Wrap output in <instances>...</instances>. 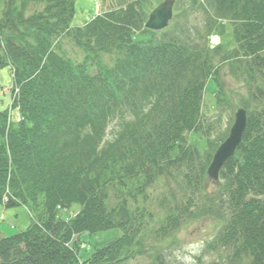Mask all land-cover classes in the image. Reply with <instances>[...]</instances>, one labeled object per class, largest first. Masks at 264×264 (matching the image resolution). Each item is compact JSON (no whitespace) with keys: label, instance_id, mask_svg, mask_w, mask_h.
Returning <instances> with one entry per match:
<instances>
[{"label":"trees","instance_id":"obj_1","mask_svg":"<svg viewBox=\"0 0 264 264\" xmlns=\"http://www.w3.org/2000/svg\"><path fill=\"white\" fill-rule=\"evenodd\" d=\"M76 1L4 0L0 69L13 70V102L0 111V204L24 205L34 221L0 240V264H127L144 230L129 199L162 179L178 186L165 227L218 219V245L264 264V97L239 108L247 128L215 198L205 197L204 182L228 133L207 140L205 153L185 138L205 135L204 92L210 81L221 90L216 61H234L252 82L264 76V0H181L206 16L204 33L186 26L161 38L145 28L142 0L73 28ZM221 22L231 24L237 45L223 57L222 45L210 47ZM139 33L152 39L136 41ZM64 38L82 62L66 56ZM75 205L73 217H59ZM111 230L122 236L83 260L82 236Z\"/></svg>","mask_w":264,"mask_h":264},{"label":"rangeland","instance_id":"obj_2","mask_svg":"<svg viewBox=\"0 0 264 264\" xmlns=\"http://www.w3.org/2000/svg\"><path fill=\"white\" fill-rule=\"evenodd\" d=\"M137 0H77L75 14L71 22L73 28L85 26L98 14L99 10H113L121 6H125ZM145 4V12L150 14L159 4L165 0H142ZM181 1V0H180ZM4 8V0H0V19ZM179 16V19H176ZM169 28L163 32L156 34L157 38H161L164 34H178L179 30L186 26H197L201 33H204L206 16L196 11H191L189 2L181 4L176 0L174 7V19H172ZM222 23V22H221ZM178 26L180 29L174 28ZM219 28L218 35L213 34L211 44L222 45V57L226 50H233L237 47L233 38V28L228 22H223ZM191 29V30H192ZM196 37L199 34L194 31ZM152 39L151 34L137 35L136 41L148 42ZM66 56L74 62H82L83 56L76 49L69 39H62ZM211 47V46H210ZM224 50V51H223ZM264 58V53L260 55ZM105 59H109L105 57ZM251 62L253 60H250ZM233 63V64H232ZM248 65V64H247ZM219 68V77L221 90L218 84L210 81L204 92L202 103V114L205 135L198 134L202 138V143L198 137L193 134L185 136L188 145H197L202 153L206 150L205 144L207 140L218 142V139L230 132L234 123L235 113L241 105L249 103L252 107L254 100L258 101L264 97L260 95L259 88L264 89V76L259 74L257 80L252 82L251 74L246 69L243 71L236 67L235 62L216 61ZM0 111L10 109V101L12 99L13 77L10 67L0 69ZM222 95V96H220ZM255 98H253V96ZM222 98V103L220 102ZM264 99V98H263ZM255 104V103H254ZM16 115V113H14ZM111 127V126H110ZM112 129V127H111ZM110 138V137H108ZM204 138V139H203ZM178 151H172V158H176ZM222 183V180H220ZM220 183H216L209 178L204 182L205 197L208 199L215 198L219 191ZM181 185V184H180ZM182 186V185H181ZM178 186L172 181L160 180L153 187L149 188L145 195L137 196L135 200L129 199L131 211L143 214L144 230L140 236V241L134 254L127 261V264H248V260H239L232 256L231 250H225L217 244L221 222L211 217H199L192 220H186L178 229H169L165 227L167 218V209L174 207L172 205V190L177 192ZM181 193V192H180ZM179 194V193H178ZM184 195H178V201L181 202ZM187 201V200H186ZM113 204L114 200L110 198L109 204ZM81 207L75 205L71 210H58V215L64 220L73 217L75 213L80 211ZM34 221V214L24 205H18L6 208L0 204V240L15 236L18 233L26 231ZM169 229V230H166ZM122 236V231L111 230L99 233L94 236H82L80 255L83 257L89 255L94 249H100ZM228 249V248H227Z\"/></svg>","mask_w":264,"mask_h":264},{"label":"water","instance_id":"obj_3","mask_svg":"<svg viewBox=\"0 0 264 264\" xmlns=\"http://www.w3.org/2000/svg\"><path fill=\"white\" fill-rule=\"evenodd\" d=\"M173 5V0H166L160 4L150 14L145 27L152 31H162L166 29L173 19ZM247 121V111L239 109L236 112L235 121L228 138L218 147L208 168L207 175L210 180L216 183L219 182L221 170L234 156L238 147L242 143L247 128Z\"/></svg>","mask_w":264,"mask_h":264},{"label":"bare ground","instance_id":"obj_4","mask_svg":"<svg viewBox=\"0 0 264 264\" xmlns=\"http://www.w3.org/2000/svg\"><path fill=\"white\" fill-rule=\"evenodd\" d=\"M165 1H166V0H165ZM165 1H164V2H165ZM173 1H174V5H173V19H174V7H175V4H176V0H173ZM133 2H134V1H133ZM179 2H180V0H179ZM162 3H163V2H162ZM162 3H161V4H162ZM128 4H129V3H128ZM159 5H160V4H159ZM159 5H158V6H159ZM124 7H125V6H124ZM156 8H157V7H156ZM156 8H155V9H156ZM155 9H154V10H155ZM113 10H114V9H113ZM154 10H153V11H154ZM109 11H112V10H108V11L103 10V11H101V9H100L99 12H98V14H97L93 19H96V18H98V17H103V16H105L106 13L109 12ZM153 11H152V12H153ZM152 12H151V13H152ZM151 13H150V14H151ZM150 14L148 15V19H149ZM148 19H147V21H148ZM91 21H92V20H91ZM91 21H90V22H91ZM147 21H146V23H147ZM172 21H173V20H172ZM146 23H145V25H146ZM170 23H171V22H170ZM170 23H169L168 27H166V29H164V30H162V31H152V30L147 29L146 27H145V28H146L147 30L151 31V32H158V33H159V32H163V31L167 30V29L169 28V26L172 24V23H171V24H170ZM87 24H88V23H87ZM140 34H141V33H139V35H140ZM215 35L219 36L218 34H215ZM219 37H220V36H219ZM218 46H220V45H219V44H218V45L216 44V45L214 46V48H216V47H218Z\"/></svg>","mask_w":264,"mask_h":264}]
</instances>
